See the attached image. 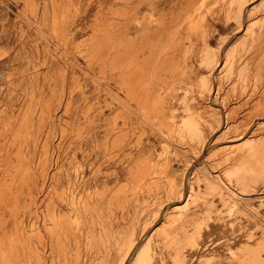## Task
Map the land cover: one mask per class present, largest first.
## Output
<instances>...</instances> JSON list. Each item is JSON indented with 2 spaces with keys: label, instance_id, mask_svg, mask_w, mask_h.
<instances>
[{
  "label": "rangeland",
  "instance_id": "obj_1",
  "mask_svg": "<svg viewBox=\"0 0 264 264\" xmlns=\"http://www.w3.org/2000/svg\"><path fill=\"white\" fill-rule=\"evenodd\" d=\"M188 1L184 7L188 4L189 8L191 4L188 14L197 24L193 30L194 46L186 52L190 53L188 57L194 55L185 68L187 73L183 72L181 77L179 85L182 82L183 87H176L180 88V94H176V88L171 91L170 86L162 87L172 99H164L165 103L159 104L149 97L148 90L139 89L133 100L119 90L115 36L123 0H0V168L3 169L0 177L4 186L11 190L5 193H10L9 199H12L10 201L7 194L0 192L9 200L2 199L7 204L0 205V264H12L13 257L20 253L19 231L23 225L32 228L36 192H51L50 153L72 142L81 130L113 131L121 127V121L125 132L130 133L124 147L125 155H121L118 169L111 166L115 170L107 172L106 176H114L121 182L123 177L128 183L125 181L124 185L118 181L114 189L104 186L97 197L91 195L90 201L100 199L103 212L100 215L96 210L99 220L92 214L87 222L85 220L84 231L93 232L90 240L86 241L84 235L85 240L83 236L79 241L64 238L59 243L45 237L41 251L37 238L31 235L34 238L30 236V257L36 258L38 251L46 260L44 264L56 261V264H111L113 250L119 248L116 245H120L125 235L130 236L127 240L136 236L137 229L147 223L146 218L143 219L144 210L149 202L155 205L157 201L158 208L166 204L185 203V206L181 214L171 208L165 211L166 218L160 223L161 231L158 230L161 243L153 247L154 260L161 264H264V125L261 124L264 122V64L254 60L247 63L248 58L234 54L236 58L230 65L231 54L223 72H215L216 87L210 91L213 75L212 63L208 60L221 52L223 42L230 36H234L231 45L234 44L235 52L254 48L256 42L259 43V40L255 44L243 42L242 36L244 32L250 36L261 30V34L264 33V0H252L243 30L237 25L236 16H232L233 11L251 0H196L194 6ZM238 58L240 61L233 66ZM189 79H193L192 82ZM201 79L207 82L203 94L200 93ZM160 92L159 98L165 93ZM208 93H211L214 107L223 105L228 109L223 118L216 114L207 119L205 114V120L198 105L199 102L207 105L205 96ZM176 99L183 107L173 116L171 108L173 102L177 104ZM166 103L169 114L163 112ZM253 120L254 125L248 130ZM202 123L205 128H201ZM210 135L207 150L199 159L202 141ZM109 153L107 151L105 156ZM193 160L196 162H191ZM98 161L93 165H98ZM83 166L85 161L81 160L76 169L87 172L89 166ZM16 192H20L19 197L15 196ZM85 249L88 250L86 254ZM35 260L33 258L34 264H39Z\"/></svg>",
  "mask_w": 264,
  "mask_h": 264
},
{
  "label": "bare ground",
  "instance_id": "obj_2",
  "mask_svg": "<svg viewBox=\"0 0 264 264\" xmlns=\"http://www.w3.org/2000/svg\"><path fill=\"white\" fill-rule=\"evenodd\" d=\"M187 1L188 0H186V2H185V0H123L121 12L119 14V20H118L119 26L117 27V34L115 36V38H116L115 47H116V52H117V64H118V69L116 72V75H117L116 78H117V82H118L119 87H120L119 90L122 92H125V95L128 97L129 100H133L139 94V89H142V90L145 89V90H148V92L150 93L149 97H151L157 103L162 104V101L165 103V100L168 98L170 99V96L167 95L165 90H162V87H164V89H165L166 87L170 86V88L172 89L171 91H173V89H175L179 85L180 81H182L181 77L183 75V72L187 73V71H185L186 70L185 68L186 67L188 68V62H189V59L191 58L192 54L190 55V57H188L190 53H187L186 51L189 48H191L192 46H194L193 43L195 42L194 41L195 34L193 33V30L197 24V23L193 22L196 19L195 18L191 19L190 15L188 14L189 8L191 5L190 3H193V6H194V4H196L195 3L196 0H194V1L192 0L193 2H191V0H190V2L188 1L190 4L189 8L187 7L188 4L186 5V8H185L184 5L187 3ZM198 1L199 0H197V2ZM250 5H252V0H251V2L243 4L241 7L238 8V10L235 9L236 11H233L234 13L232 16L233 17L236 16L237 25L239 26V28H241V30H243L245 28L246 18H247L249 11H250V8H249ZM193 6L191 8H193ZM230 8H231V6H230ZM196 11L197 10L194 11L195 15H196ZM192 13H191V15L193 17ZM231 13H230V15H231ZM261 33H262V30H261V32L259 31V33L257 32V34H255L253 36H250L246 32H244L243 36L240 35V38H241V36L243 38V42H250V43L253 42V44H255L254 42L259 40L258 41L259 43L256 42V46L254 45V48L251 47L249 49H244L243 51L235 52L236 50H235V47L233 46L234 44L232 43V45H231V40L234 36H230L223 42V44L220 48L221 52L218 55H216V57L214 56L215 59H214V57L212 59L208 58L209 63L210 62L212 63L211 64L212 65L211 71H212V75H213L211 78L212 81L209 84L210 91H213L214 88L216 87V82L214 80L215 72L218 70H219L218 71L219 73L223 72L222 70L226 67V65L229 61V55H231V54L233 55V57L230 59V63H229L230 65H231L233 58L234 57L236 58V56H234V54H239L238 56H240V57L245 56L246 58H248L247 59L248 61L246 60L247 63L254 60L257 63L261 62V64H264V43H263L264 41H262V40H264V38H263L264 33L263 34H261ZM260 41H261V43H260ZM196 43H197V38H196ZM253 44H252V46H253ZM225 48H227V51L224 50ZM239 58L233 62V66L235 64H237L236 62L239 60ZM200 61L202 63L203 60H201V58H200ZM191 75L192 74H190V77H191ZM193 76H192V78H193ZM184 77H185V75H184ZM189 80L191 81L193 79H189ZM194 81H195V79H194ZM196 81H198V80H196ZM190 83H188L186 85H190ZM181 84H183V83L181 82ZM181 84L179 85V87L182 86ZM200 85L202 87V91H200V93H201L206 89L207 82H205L203 79H201ZM198 86H199V84H198ZM190 88H191V85H190L189 89ZM178 89H180V88H176L175 90L178 91ZM199 89H200V87H199ZM161 90L165 92L164 96L161 93L162 92ZM179 91L176 92V94L177 93L180 94ZM159 92L162 94L163 98L161 96L159 98ZM182 92H183V89H182ZM182 92H181V94H182ZM196 92H198V89L196 90ZM174 93L172 92L171 94H173V96H174ZM187 94H188V92H187ZM201 94H203V93H201ZM248 94H249L248 96H250V93H248ZM253 94H254V92H253ZM253 94H251V95H253ZM194 95H195V92H194ZM194 95H193V98H194ZM173 96H171V97H173ZM196 96H195V98H196ZM241 96H239V97H241ZM178 97H180V96H178ZM186 97H188V95ZM247 97H246V99H247ZM175 98H177L176 95H175ZM188 98L191 99L192 96L191 97L189 96ZM188 98H186V99L188 100ZM199 98H201V97H199ZM179 99H176V102ZM205 99L207 100L206 103L208 102L207 105L206 104H205L206 106L202 105L199 102L198 106L201 109L202 113H204L203 114L204 116H205V114H207V119H208V117H211V116L213 117L216 114L218 116L219 115L221 116L219 118H223L225 116V112L228 109L223 105L222 106L221 105L215 106L216 107L215 108L213 106V103H212L211 93L210 94L208 93L205 96ZM192 100L194 101V99H192ZM190 101L191 100H189V102ZM242 101H243V99H242ZM242 101H240L241 104H242ZM169 102L172 103V101H169ZM189 102H188V104H189ZM244 102H243V104H244ZM249 102H251V101L249 100ZM164 103H163V108H164ZM195 103L197 105L198 101ZM129 104H130L129 108L131 109L132 105H131V103H129ZM168 104H170V103H168ZM173 105H174V102H173ZM173 105H172L171 109H173L174 111H173V113L171 111V115L175 116V112L181 111L180 109L183 106L179 102H177V104L174 105L175 107ZM184 105H185V103H184ZM194 105L195 104L193 103L192 106H194ZM244 105H246V103ZM252 105H253V103H252ZM255 105H256V103H255ZM165 106L166 107H165V110H163V112L169 114L170 110L169 111L167 110L168 109L167 103ZM185 107L186 106H184V108ZM190 107H191V105H190ZM187 110H188V108H187ZM189 110H192V109L190 108ZM255 112H256V110H255ZM193 113H195V111ZM229 114H230V112L228 113V115ZM253 114H252V116H254ZM258 115H259V113H258ZM257 116H256V118H257ZM198 117H200V116H198ZM193 120H194V117H193ZM205 120H206V116H205ZM120 121H121V119H120ZM220 121L222 122V120H220ZM197 122H198V120H197ZM217 122H219V121L217 120ZM261 124L264 125V122H261ZM253 125H254V120L249 123L247 129L249 130V128L252 127ZM120 126L121 127H116L115 129H113V131H109V130L106 131V130H102V129H93V128L87 129L86 128L87 130H84V131L81 130V132L79 134L77 132V136L75 135L76 138H74V137H72L74 139L71 138L73 140L72 142L62 146L64 144L63 143L61 145L62 147L57 146L58 148L56 147L57 149H54L55 151L50 153L51 158L49 157L50 158L49 164H50V170H51V192H36V197H34L35 198V201H34L35 202V205H34L35 210H34V213L31 214V215L35 214L34 215L35 221L31 226L32 228L23 225L21 232L19 231V235L21 237L20 238L21 241H19V242H21L20 243L21 245L19 244L21 246V247L19 246L20 247V253L17 252L18 254L16 253L17 255L15 257H13L14 261H11L12 264H34L33 258L36 259L39 264L45 263L46 260H45V258H44L45 261L43 260L44 256H42L40 254L41 252L39 253L37 251L36 258L30 257V255H29L30 250L28 251L29 244H31L30 241L34 238L31 235H34L35 238H37V241L40 244L38 246L40 247L39 249L41 251H42L43 246L45 244L44 243V241L46 240L45 237H48V238L55 240L59 243L64 238H66V240H67V238H70V241H71L72 239L74 240V239L82 238V236L84 238V235L86 236L85 237L86 241L90 240L88 238H90V236H91L90 234H93V232L89 234L90 230L87 229L88 233L85 232L86 230L84 231L85 220L87 222V219H88L89 215H91V214L94 215V217L99 220V216L102 215V212H103V207L101 204L102 202L101 201L99 202L100 199L98 200V199H92L91 198L92 203H90L91 202L90 201L91 195L93 196L96 194V197H97V192H99V189L101 187H104V186L113 187L114 183L115 182L118 183V181H119V183H123V184L125 181H126L125 184L128 183V181L125 180L123 177H121V179L123 180V182H121L119 179H115L114 176H110V175L106 176V175H108V174H106L107 172L111 173L115 170V168L118 169V167L121 164V160H122L121 155H125L124 147L128 143L127 141L129 139L130 133L125 132V129H123V127H122L123 126L122 121H121ZM199 126H200V124H199ZM202 127L205 128L204 123H202L201 128ZM201 128H199V129L201 130ZM199 129L194 131L195 135H197L199 133ZM211 138H212V135H210L207 139H204L202 141V146L200 147V150L198 153L199 159L202 158L204 152L207 150V145L210 143ZM69 139H70V137H69ZM102 143H104V145H102ZM229 143H232V142H229ZM99 144L102 145V146H100L101 150H100V147H98ZM132 148H133V146H132ZM97 150H100L101 152H99ZM107 151L110 153H109V155L105 156ZM152 152H153V150H152ZM102 156H103V158H102ZM99 157H100V160H99ZM81 160L85 161V166H83V167L86 168L89 166L87 172H86V170L84 171V169H82L83 171L82 170L78 171L76 169L77 163ZM97 161H98V165H96V166L93 165V163H96ZM191 162L194 163V162H196V160H193ZM111 166H114L115 168L114 169L110 168ZM101 168H102V171L100 170ZM137 169H138V167H137ZM2 170L3 169L0 168V173H2ZM188 170H190V168H188L187 171ZM104 178H108V179H106L107 181H103ZM2 181L3 180L0 177V192L4 193L6 195L7 193H5V192L11 191V190H8L9 188L4 186V181L3 182ZM22 186H21V188H22ZM24 186H26V185H24ZM19 187H20V185H19ZM119 187H120V184H119ZM119 187L117 186L116 188H119ZM25 189H26V187H25ZM113 189H114V187H113ZM103 190H104V188H103ZM108 190H109V188H108ZM26 191H27V189H26ZM120 191H122V190H120ZM112 192H114V191H112ZM2 193H0V197L3 195L2 196L3 198H1L0 200L3 202V204H0V205L4 206L7 203H5L3 200H7V199H4L5 197H4V194H2ZM117 193H120L118 191V189H117ZM148 193H151V192H148ZM9 194H7L8 199H9ZM11 194H12V192H11ZM19 194H20V192L19 193L16 192L15 196L17 197ZM23 194H22V196H23ZM28 194L30 196V193H28ZM102 194H104V192ZM132 194H134V192ZM184 194H185V192H184ZM112 195H111V198H113ZM136 195H138V194L136 193L135 196ZM11 196H10V198H11ZM106 196H108V195H106ZM106 196H104V197H106ZM128 196H130V195H128ZM150 196H152V195H150ZM26 197L28 198V196H26ZM154 197H155V193H154ZM13 198H14V195H13ZM23 198H25V197H23ZM94 198H95V196H94ZM129 198H131V197H129ZM18 199L20 200V198H18ZM18 199H17V201H18ZM9 200H7V201H9ZM108 200H110V198ZM132 200H134V197ZM1 201H0V203H1ZM149 201H150V197H149ZM19 203H20V201H19ZM149 203L150 204L147 206V208L145 210L143 209L145 211L144 212L145 215L143 214L144 218L142 216L140 217L138 214V216L140 218H143V219L146 218L145 222H147V223L145 224L143 222L144 225L140 226L139 228L137 226L138 232L136 233V236L135 237L131 236L134 238L133 239L131 238V240H130V238H128L129 240H127V236H129V235H125L126 238L122 237V239H124L123 241H121V237L119 238L117 236L118 239H120L119 241H121V242H119L120 245H118L117 243H116L117 244L116 245L115 240H114V243H113L114 246L116 245L117 248L119 246V248L117 250H115L116 247L114 250H113V248L111 249V251L112 250L114 251L113 254L115 255L114 257H113V254L111 255L112 256L111 264H161L159 261L154 260V253H153V247L155 245H158L161 243L160 242V235H158V232L161 231V230H159L160 223L164 218H166L165 217V211L168 208H171V210H173L175 213L181 214V212L184 210L185 203L184 204H166L164 206L163 205L159 206V208H158L159 202L156 201L157 205H156V203H155V205L152 204L151 202H149ZM21 204H22V201L19 205H21ZM30 205H32V204H30ZM108 205L109 204L107 203V207H108ZM126 206H128V204ZM20 207L21 206H19L18 208H20ZM25 207L26 206H24V208ZM32 208H33V206H32ZM108 208L111 210L110 206ZM108 208H107V210H108ZM21 210L23 211V208H21ZM26 210H27V208H26ZM28 210H30V209H28ZM96 210L100 214V215L98 214L99 216L96 214V212H97ZM18 211H19V209H18ZM31 211L33 212V209ZM31 211H30V213H31ZM20 212L18 214H20ZM128 213H129V211H128ZM193 213H192V215H193ZM23 214H25V212H23ZM113 214H114V212H113ZM113 214H110V215H113ZM124 214L125 213H123V215ZM135 216H133V218ZM100 218H102V217H100ZM21 219H20V221H21ZM103 219H104V217H103ZM170 219L171 218H169V220ZM135 220H133V221H135ZM166 220H168V218ZM108 221H109V219H108ZM148 221H150V223ZM157 222H158V225L155 226ZM90 223L94 224V221H92ZM95 223H96V221H95ZM103 223H105V222H103ZM128 223H130V222H128ZM135 223H136V221H135ZM138 223H139V221H138ZM141 223H142V219H141ZM27 224H28V222H27ZM93 224H92V226H93ZM21 225H22V223H21ZM135 225H138V224H135ZM135 225H132V226H135ZM89 226H91V225H89ZM93 228H94V226H93ZM107 228H108V226H107ZM115 228H116V226H115ZM108 229H110V228H108ZM118 229H120V227ZM106 231H107V229H106ZM124 231H125V229H124ZM98 232H99V230H98ZM103 232H104V230H103ZM133 233L130 235H133ZM116 234H118V233H116ZM119 234H120V232H119ZM99 235H100V232H99ZM122 235L124 236L123 233H122ZM30 236L32 237L31 240H30V238H31ZM85 238H84V240H85ZM100 238L101 237H99V239ZM113 239H115V235H114ZM118 239H117V241H118ZM79 240L80 239H78V241ZM50 241L51 240H49V242ZM68 241H69V239H68ZM68 241L67 242L65 241L66 244L68 243ZM106 241H108V239ZM109 241H112V240H109ZM190 241H192V240H190ZM57 242H55V243L57 244ZM52 244H54V241ZM66 244H64V245H66ZM69 244L70 243H68V245ZM57 245H59V244H57ZM84 245H86V244L84 243ZM109 245H110V243H109ZM109 245H108V247H109ZM51 246H53V245H51ZM58 247L61 249L60 246H58ZM86 247H87V245H86ZM90 247H89V249H90ZM36 248H37V246H36ZM54 248H56V247H54ZM54 248H52V249H54ZM33 249H35V248H33ZM82 249H83V247H82ZM86 251L88 252V250L85 249V254H86ZM102 251L105 252V250H102ZM76 252H78V251L76 250ZM99 252H100V250H98V253ZM31 253H33V252L31 251ZM54 253H56V252H54ZM83 254H84V252H83ZM46 255H48V254H46ZM80 255H81V253H80ZM103 255H104V253H103ZM107 255L108 254H106V257H108ZM54 256H56V255H54ZM81 257H79V258H81ZM51 258H52V256H51ZM61 258L63 259V256H61ZM61 258H60V261H62ZM64 258H65V255H64ZM58 260H59V258H58ZM56 262H55V264H56ZM61 263H64V262H61Z\"/></svg>",
  "mask_w": 264,
  "mask_h": 264
}]
</instances>
